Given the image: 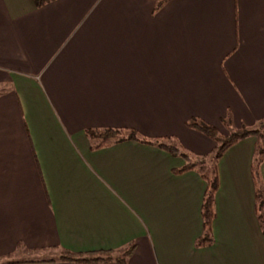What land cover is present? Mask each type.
Instances as JSON below:
<instances>
[{"label": "crops", "instance_id": "obj_1", "mask_svg": "<svg viewBox=\"0 0 264 264\" xmlns=\"http://www.w3.org/2000/svg\"><path fill=\"white\" fill-rule=\"evenodd\" d=\"M0 0V264L117 251L127 264H264L257 138L217 165L213 245L197 248L207 183L157 147L93 151L86 130L175 138L198 158L264 120V0ZM264 182V164L261 166ZM117 264V263H98Z\"/></svg>", "mask_w": 264, "mask_h": 264}, {"label": "trees", "instance_id": "obj_2", "mask_svg": "<svg viewBox=\"0 0 264 264\" xmlns=\"http://www.w3.org/2000/svg\"><path fill=\"white\" fill-rule=\"evenodd\" d=\"M56 0H34L37 8H42ZM170 0H158L154 8V14L159 12ZM227 135L206 124L200 119L192 118L186 123L188 129L194 130L208 137L217 144L214 153L207 158H198L194 154L186 151L179 141L175 138H166L158 140H149L134 130L104 129L85 131L91 143L93 151L107 148L113 145H119L124 142H138L140 144L157 147L173 156L180 157L184 162L181 169L174 170L175 175H183L189 172H196L207 183V190L204 195L201 216L203 220V235L196 241L197 248H205L213 245L212 224L214 222L215 199L219 189V179L217 174V165L223 155L239 142L250 138H257L258 142L252 163V178L256 190V214L261 226L264 224V214L259 215L264 210V182L261 175V166L264 164V120L256 128H247L242 126L236 129L233 126L232 114L228 112L227 117L222 120ZM206 160H210L209 166H203ZM203 161V162H202ZM203 163V164H202ZM264 212V211H263ZM263 233H264V227ZM136 250V243H131L123 249L110 252L74 254L68 251H62L60 256L49 262H68L79 264H98V263H117L127 264L129 258ZM12 264V263H11Z\"/></svg>", "mask_w": 264, "mask_h": 264}, {"label": "rangeland", "instance_id": "obj_3", "mask_svg": "<svg viewBox=\"0 0 264 264\" xmlns=\"http://www.w3.org/2000/svg\"><path fill=\"white\" fill-rule=\"evenodd\" d=\"M203 162V161H202ZM203 163H205V165L203 164ZM202 164H203V166H209L210 164H211V162H210V160H206V161H204ZM264 210H263V208L261 209V211L259 212V215L260 216H263V214H264V212H263ZM260 223V222H259ZM263 227H264V224L262 225Z\"/></svg>", "mask_w": 264, "mask_h": 264}]
</instances>
